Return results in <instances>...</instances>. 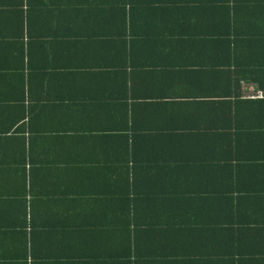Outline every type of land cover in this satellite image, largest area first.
<instances>
[{
    "label": "crops",
    "instance_id": "0c3cea01",
    "mask_svg": "<svg viewBox=\"0 0 264 264\" xmlns=\"http://www.w3.org/2000/svg\"><path fill=\"white\" fill-rule=\"evenodd\" d=\"M122 1L130 4L117 8ZM66 12L74 33L88 21L89 30L104 35L103 40L86 50L78 42L28 41L26 19L23 43L26 64H32L33 71L18 75L27 78L31 100L25 101L24 123L16 126L25 125L26 132L0 141V264H84L85 253L95 264H126L128 221L125 213L122 219L113 210L111 172L82 165V160L101 157L100 152L82 149L71 137L110 128L116 121L112 112L121 118L126 111L128 118L132 114L129 124L133 118L151 129L167 128L168 135L176 127L191 128L196 139L207 140L206 149L192 156L217 159V164L224 157L226 124L264 127V109L257 117L255 107L241 103L231 107L235 117L229 120L224 107L216 104L226 100L221 94L230 85L232 103L262 99L248 97L251 90L262 92L256 80L241 78L239 93L233 84L259 72L252 80L259 78L264 88V0H40L30 29L45 35L54 26L63 33ZM0 14V55L7 53L12 66L16 49L22 47L9 36L15 32L16 17ZM117 28L124 32L123 39L107 40L105 35ZM87 65L94 68L85 69ZM232 70L237 74L231 76ZM6 95L15 97V92ZM117 96L125 97V106L122 101L117 104L121 107L115 105L112 98ZM93 101L102 108L85 115L81 108L89 110ZM249 128L245 133L256 131ZM255 157L259 163L252 170L239 166L233 186L240 193L235 203L239 212L229 219H264L263 202L245 198L246 193L264 192V143ZM157 171L151 174L160 184ZM203 175L201 184L181 187L186 193L196 187L200 192L223 189L222 168L207 167ZM213 208H189L187 216L207 219L205 224L217 219L218 225L221 210L218 204ZM222 237V231L208 227L203 252H219ZM253 239L262 262L252 264H264V233ZM144 241L150 243L146 237ZM140 256L142 264V248Z\"/></svg>",
    "mask_w": 264,
    "mask_h": 264
},
{
    "label": "trees",
    "instance_id": "16d2710c",
    "mask_svg": "<svg viewBox=\"0 0 264 264\" xmlns=\"http://www.w3.org/2000/svg\"><path fill=\"white\" fill-rule=\"evenodd\" d=\"M123 2V3H122ZM116 7L124 8L129 1H122ZM84 1L81 3L82 12H87ZM0 8H5L8 15L16 17L17 26L15 32L9 36L21 42L22 47L17 50L15 62L8 66L7 53H1L0 59V141L1 137L22 135L26 132V126L16 128L22 122L24 123L27 115L25 101L29 97L30 91L27 92V78H20L18 74H24L25 71H33L32 64H26V55L24 43L26 37V19H28V41L46 39L52 42L57 40L78 42L86 50L88 45L94 41L103 40L104 35H97L88 28V21H82L81 30H72L70 13H65L63 33L56 32L53 26L51 30L43 35L30 29L33 13L38 14L40 0H0ZM10 9L12 11H10ZM33 9V10H32ZM2 10V9H0ZM37 18V17H36ZM0 14V22L3 21ZM117 28L109 34H106L107 40L123 39L124 32ZM110 35V36H109ZM100 36V37H99ZM30 46V45H29ZM81 48V50H82ZM6 62V66H4ZM237 68L236 65L230 64V67ZM92 65H87L85 69L91 70ZM122 70V69H119ZM230 70V69H229ZM237 74V71H230V75ZM17 74V75H16ZM259 72L251 74L252 77L241 76L233 84L234 92L239 93L240 85L238 82L241 78L258 82L262 92L264 91L261 80L258 77ZM29 82V81H28ZM230 89V90H229ZM229 91H222V99L216 104L222 105L227 111L229 120L235 117L232 106L244 103L255 107L257 117L260 116L264 109V98L257 100H245L240 98L234 103L230 101L232 96V85ZM15 97L6 94L14 93ZM261 92V93H262ZM264 97V92L262 93ZM238 96V95H237ZM115 105L125 99L124 96L112 98ZM15 104V106H14ZM133 103V113L135 110ZM118 106V105H117ZM18 107L17 112H12L11 108ZM121 107V106H118ZM9 108L11 110H9ZM102 106L91 104L89 110L82 107V112L86 115L91 110H100ZM9 111L11 113L9 114ZM115 121L110 128L101 131L100 134L87 131V133H77L71 136L78 140L82 149H91L100 152L101 157L94 159L82 160V165L86 167L107 168L112 175V192L111 197L119 217L123 219L125 213L128 225V253L126 264H140L139 255L145 253V260L142 264H252L262 262V254L255 252L256 240L253 237L260 236L264 233V219H229L236 212L238 214L239 192L234 191L235 176L241 167H257L258 160L255 157L256 151L262 149L264 143V127L260 124L251 125L250 133H245L249 127L239 128L236 124H227L222 128V134L227 135L224 138L223 150L224 157L222 163L217 164V159L206 160L201 157L192 156L193 153H199L206 149L207 140L197 138L195 131L191 128L180 129L178 127L168 135V129L159 127L151 129L147 124L135 123L131 119L128 123V114L126 111L119 117L118 112H112ZM120 119V120H119ZM235 119V118H234ZM258 123V122H257ZM255 127V129L253 128ZM249 128V129H250ZM30 132V129H29ZM172 136V140H168ZM104 141V143L102 142ZM85 153V152H83ZM257 158H260L258 155ZM262 159V158H261ZM209 161L212 162L209 163ZM241 163V164H240ZM245 165V166H242ZM217 166L224 171V187L221 191L200 192L198 187L188 190L181 186H192L203 182V171L207 167ZM153 169H158L159 182L151 174ZM206 180V178H205ZM215 181V176H212ZM236 189V188H235ZM246 199H256L257 202H263L264 210V192L258 194L246 193ZM218 204V216L222 219L217 225V219H198L199 216H187L188 210L199 211L201 208L208 206L213 209ZM172 205L174 207H172ZM260 206V207H261ZM259 207V208H260ZM190 215V214H188ZM216 228L222 231V243L218 251L212 254H205L201 249V242L204 238L205 230ZM145 237L147 241H144ZM173 245L172 249H169ZM198 251H197V250ZM138 250V253H137ZM143 256V255H142ZM87 253L82 256V263L95 264L89 261ZM138 259V260H137ZM98 264V263H96Z\"/></svg>",
    "mask_w": 264,
    "mask_h": 264
},
{
    "label": "built area",
    "instance_id": "2783aa9c",
    "mask_svg": "<svg viewBox=\"0 0 264 264\" xmlns=\"http://www.w3.org/2000/svg\"><path fill=\"white\" fill-rule=\"evenodd\" d=\"M250 98H263V94L261 92H255L251 90V94L248 96Z\"/></svg>",
    "mask_w": 264,
    "mask_h": 264
}]
</instances>
